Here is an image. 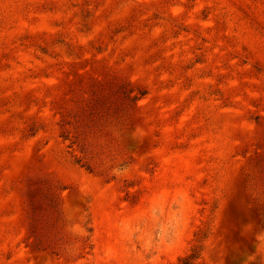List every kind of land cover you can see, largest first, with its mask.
<instances>
[{"label": "rangeland", "instance_id": "1", "mask_svg": "<svg viewBox=\"0 0 264 264\" xmlns=\"http://www.w3.org/2000/svg\"><path fill=\"white\" fill-rule=\"evenodd\" d=\"M264 264V0H0V264Z\"/></svg>", "mask_w": 264, "mask_h": 264}, {"label": "trees", "instance_id": "2", "mask_svg": "<svg viewBox=\"0 0 264 264\" xmlns=\"http://www.w3.org/2000/svg\"><path fill=\"white\" fill-rule=\"evenodd\" d=\"M201 252V247H194L188 254L179 258V260L175 264H196L197 261L201 258Z\"/></svg>", "mask_w": 264, "mask_h": 264}]
</instances>
